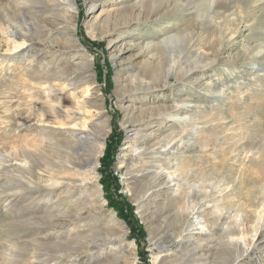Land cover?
<instances>
[{"label":"bare ground","instance_id":"6f19581e","mask_svg":"<svg viewBox=\"0 0 264 264\" xmlns=\"http://www.w3.org/2000/svg\"><path fill=\"white\" fill-rule=\"evenodd\" d=\"M6 1V13L0 14L2 19L0 32L9 40L20 38L24 42H29V49L25 53L30 55V59L36 60L38 70V75L28 76L27 81L11 87L10 92H7L9 104L4 114L18 118L19 121L14 124L16 127L27 128L34 125L37 133L31 142L14 147V160L21 158L22 164L30 162L33 167L51 178L50 183L43 186L36 180L27 183L29 178H33L31 172L25 171L19 164L12 163L1 170L3 181L0 183V203L14 207L18 200L26 198L35 191L39 192L37 195L39 194L41 199L58 192L57 200H66L76 208L73 211L75 223L72 231L76 234L75 240L72 239L73 242L82 244L84 239H88L89 242L85 241L83 244L85 251L92 250L101 255H105L106 250L117 252V248L127 244L129 251L125 255L132 258L130 264H136L135 244L127 242L124 225L118 220L115 211L111 210L104 214L105 202L98 168L110 126L108 118L103 114V104H99L98 90H94L91 98H83L75 93H64L65 88L73 92L79 85H88L89 81L86 78L90 76L92 63L91 56L77 39L75 0ZM258 1L260 2V0H135L134 2L125 0L112 12L106 13L102 26H89L88 32L93 38L105 39L108 45H111L117 38L127 33L118 28L120 24L131 28L132 21H139L144 17L155 16L159 19L155 24L159 30L141 35V38L148 42L145 41V44H142L144 41L141 42L139 49H146L147 57L141 62L129 83L132 90L142 89L144 92L128 95L132 103L123 108L122 124L127 132V145L119 158L120 167L128 166L127 160L136 150H140L139 155L162 154L163 157L155 158L158 162L178 152V142L181 141L183 144L184 135L176 140L179 134H174L183 123V116L188 111L186 98L196 93L193 87L187 86V81L189 83L192 77L198 80L199 76H208L211 71L217 70L216 60L218 61L222 56V53L218 52L220 48L224 50L225 44H229L228 41H224L223 31H228L230 26L234 25L233 22L237 21L238 29L235 28L234 34L241 32L239 26L245 20L244 11L248 5ZM94 7L95 5L92 4L90 9L93 10ZM230 7H235L240 12L232 14L233 18L224 17V12ZM191 8L193 14L186 13ZM178 16L185 19L183 20L185 24L182 27L176 26V31L171 30L169 26H162L163 23L177 20ZM257 19L254 21L256 22ZM217 32L220 35L218 40ZM206 33H211L212 39L216 38L214 41L221 46L217 53L214 50L210 54L193 51L195 43L201 42ZM159 35L160 37L156 39L155 37ZM42 51L50 55V58L46 60L34 57ZM238 55L236 60L229 58L221 64L222 67L225 66V72L233 68L247 71L264 64V45L255 48L243 46ZM86 88L85 90H88L89 87ZM125 89L122 87L118 90L117 96H120ZM167 92H170V95ZM147 95L153 96L158 102L153 105L145 102ZM80 98H83L82 101L79 100ZM20 101H25L29 105L22 116L19 114L24 103ZM134 101L140 104L135 106ZM85 109L97 111V114H100L97 120L88 122L81 114L87 113ZM175 118H178V122ZM203 144L205 143L198 141L199 146ZM192 147L193 145L189 146L187 151L193 152L198 149L196 146ZM248 147L249 151L260 153L262 165L257 166L255 170L252 169L251 172L249 169L240 172L236 183L231 181L238 190L235 197L242 199L239 211L244 214L242 220L246 222V228L239 232L244 237L250 232V226L247 227V224L251 225L256 220L252 216L261 205L262 198L259 196L264 186V150L259 151L260 144ZM188 161L183 156L178 158V170L186 171L189 167ZM157 170L140 169L137 171L149 172L139 176L132 175L124 180L126 193L131 201L141 208L138 212L146 223L151 244L164 250L177 244L176 259L166 263L158 261L155 256L152 264H243L259 249L262 239H260L261 233L259 235L256 228L254 231L258 233V237L254 248L251 251L248 249L243 251L237 242V230L232 228L224 231L223 228L205 230L204 226L196 227L199 224L196 220L200 215L201 207H197L198 203L193 204L188 212L183 200L172 196L163 174L154 172ZM58 176H63L67 181L58 184L56 178ZM198 177L204 178L206 173L200 172ZM149 205L154 209L152 216L158 218L161 225H164L159 231L160 235L162 234L159 238L147 221L149 217L145 212L148 211L146 207ZM51 207L56 211L63 209L53 204ZM256 218H260V213H257ZM90 222L98 224L97 228H94L95 231L91 229L78 231V228L89 226ZM76 223H80V227ZM161 238L166 241L163 240L164 242L159 244L157 240ZM33 242L38 245L32 243L35 244L33 245L35 250L32 251L34 253L30 254L33 255L32 258L38 259L37 255H40V258H44L43 261H47L48 259L45 258L55 255L48 250L42 253L35 252L46 242L42 240ZM2 253L6 264H13L12 259L19 257L15 245L11 243ZM116 260L114 258L113 261ZM103 264H111V262Z\"/></svg>","mask_w":264,"mask_h":264},{"label":"rangeland","instance_id":"374dc122","mask_svg":"<svg viewBox=\"0 0 264 264\" xmlns=\"http://www.w3.org/2000/svg\"><path fill=\"white\" fill-rule=\"evenodd\" d=\"M123 1L125 0H75L77 39L88 55L91 56L92 63L90 76L86 78L89 81L88 85H79L73 92H70L69 88H65L64 91L65 94L75 93V95H81L83 98H91L94 90H98L99 104H103V114L109 120L110 133L98 168L105 202L104 214L112 210L118 216L119 211L114 203L120 207L121 211L123 209L127 210L124 213L129 220H125L121 216L117 218L124 225L127 232V242L135 244L136 264H152L155 256L158 261H165L166 263L176 259L178 257L177 244L168 250L151 244L146 223L143 222L138 212L141 211V208H138L131 201L124 189L126 178L149 172L137 170L144 168L148 170L158 169L154 172L163 174L167 186L171 189L172 196L181 198L185 207H188V212L196 203H198L197 207H201L199 209L200 215L196 220L199 224L196 227L204 226L203 229L205 230L216 228H223V231L229 230V228L237 230V242L243 251L247 249L251 251L254 248L258 233L259 235L261 233L260 239L262 240L259 249L243 264H264V186L259 196L262 198L261 205L252 216L256 220L251 225L247 224V227L250 226V232L245 237L239 232L244 227L246 228V222L242 220L244 214L239 211L242 199L239 200L235 197L238 190L234 188V183L237 182L242 172H246L248 169L251 172L257 166L262 165L259 157L260 153L249 151L248 146L260 144L259 151L264 150V64L247 71L233 68L226 72L224 71L225 66H221L226 59L234 58L236 60L243 46L255 48V46L261 47V45H264V0L253 2L247 6L244 11L246 13L245 20L239 26L242 33L237 32L234 34L238 29L237 21L233 22L234 25L230 26L228 31H223L224 41H228L229 44H225L224 50L220 48L218 52L222 53V56L220 55L221 59L216 60L217 70L211 71L208 76H199L198 80L192 77L189 83L187 81V86L193 87L196 93L186 98L188 111L183 116V123L179 125L174 134H179L176 140L184 135L183 144L181 141L178 142V152L168 159L158 162L155 158L163 157L162 154L139 155L140 150H136L130 154L129 160H127L128 166L123 165L120 167L119 158L123 154V148L127 145V132L122 124L123 108L132 103L128 98L130 95L144 92L142 89L132 90L129 83L130 78L138 70L141 62L147 57L146 49H139L142 44L148 42L143 37L141 38V35L145 32L151 34L155 32L154 30H159L155 26L159 20L158 17L150 16L142 18L139 20L140 22L132 21L130 23L131 28L127 27L128 25L120 24L118 28L127 33L117 38L111 45H108L105 39L93 38L88 32L89 26H102L105 22L106 13L112 12ZM127 1L134 2L135 0ZM6 3V0H0V14L6 13ZM92 4L95 5L93 10L90 9ZM236 9L235 7L228 8L224 12V17L230 16V18H233L234 15L232 14L240 12ZM186 13L193 14V8ZM255 17L258 18L256 22L254 21ZM183 20L185 19L178 16L177 20L163 23L162 26H169L171 30L176 31V26L182 27L185 24ZM219 36L218 33L217 40L220 39ZM158 37L160 35L155 38ZM214 40L211 33H206L201 42L195 43L193 51L210 54L214 50L217 53L220 45ZM141 42L143 43L141 44ZM18 45L19 47H17ZM28 46L29 42H24L20 38L9 40L5 34L0 32V183L3 181L1 170L12 163H16L25 171L31 172L33 178L26 176L29 178L27 183L36 180L43 186L50 183L49 179L51 177L33 167L30 162L22 164L21 158L14 160V147L24 146L36 137L37 133L34 125L27 128L25 126L16 127L14 124L19 121L18 118L4 114L9 104V94L7 92H10V88L25 80L27 81L28 76L38 75L36 60L30 59V55L25 53L29 49ZM39 53L34 57L45 58L46 60L50 58V55H47L45 51ZM113 56H115V59H113ZM86 86L89 87L88 90H85L87 89ZM122 87L126 89L121 92L122 94L120 93V96H117V91L121 90ZM167 93L170 95V92ZM146 97L145 102L151 105L158 102L153 96L147 95ZM82 99L79 100L82 101ZM20 102L24 103L19 114L22 116L28 110L29 105L25 101ZM133 103L136 104L135 106L140 104L138 101ZM85 110L87 113L81 114L88 122L96 121L100 115L93 109ZM175 119L178 122V118ZM198 141L205 144L199 146ZM192 145L198 149L188 152V147ZM182 156L189 160V167L186 171L178 170V158ZM159 167L161 170H159ZM200 172L206 173V177L199 178ZM56 178L57 183L67 181L63 176ZM231 181H234V183ZM37 193L39 192L35 191L26 198L18 200L14 207H8L6 203H0V264H6L2 252L10 243L15 245V250L19 255L16 259L15 257L12 259L13 264H103L105 262L130 264L132 258L125 255L129 251L127 244L121 245L120 249L117 248L118 253L114 250H106V254L101 255L92 252V250L85 251L83 244H85V241L89 242L88 239H84L82 244L73 242L76 238V234L72 231L75 223L73 211L76 208L66 200H57L59 199L58 192L57 194L54 192L46 195L45 199H41ZM197 197L198 199H196ZM192 201H195V203ZM52 204L58 205L64 210L59 209V211H56L51 207ZM152 207V205L147 206L148 211L145 214H148L149 220L147 221L150 228L153 227L154 234H158L159 238L162 236L159 231L164 228V225L162 224V227L158 218L155 219L152 216V213H154ZM257 213H260L258 219L256 218ZM25 221L28 223H24ZM90 223L87 227L78 228V231L84 232L85 229L95 231L94 228H97L98 224ZM78 226L80 227V223ZM255 228L259 231L258 233L254 231ZM34 240L46 242L35 252L40 251L42 253L48 250L55 255L45 258L48 259L47 261H43L44 258H40V255H37L38 259L32 258L33 255L30 254L34 253L32 251L35 250L33 245L36 242H33ZM163 240L166 241L164 238L157 241L162 244ZM114 258L117 259V262L113 261ZM55 260L57 261L54 262ZM73 260L74 263H72ZM218 261L219 259H217Z\"/></svg>","mask_w":264,"mask_h":264},{"label":"trees","instance_id":"16d2710c","mask_svg":"<svg viewBox=\"0 0 264 264\" xmlns=\"http://www.w3.org/2000/svg\"><path fill=\"white\" fill-rule=\"evenodd\" d=\"M114 203V202H113ZM115 204V207H117V209H118V211H119V213H118V218L121 216V217H123V218H125V220H129L128 218H126V216H125V213L127 212V210L125 209H123V211H121V209H120V207H118V205L116 204V203H114ZM126 206V205H125ZM125 212V213H124Z\"/></svg>","mask_w":264,"mask_h":264}]
</instances>
